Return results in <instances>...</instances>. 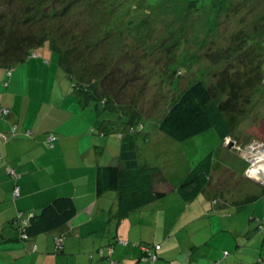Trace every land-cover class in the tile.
Masks as SVG:
<instances>
[{"label": "rangeland", "instance_id": "rangeland-1", "mask_svg": "<svg viewBox=\"0 0 264 264\" xmlns=\"http://www.w3.org/2000/svg\"><path fill=\"white\" fill-rule=\"evenodd\" d=\"M6 1L8 0H0V5H4L0 13H4L2 20L8 25L12 22L11 18L19 14L24 6L22 0H15L9 3V6ZM191 1L128 0L123 3L130 6V12L125 18H135L134 21H136L138 13H142L147 16L154 14L155 20H158L154 25L150 24L148 28V17L144 18L142 40L137 37L126 38L130 40L128 50L132 55L135 50L137 52L135 66H140L142 71H150L148 75L151 76L141 83L131 81L128 95L134 97L132 105H135L136 109H141L143 112L148 111L149 117H142L148 129V143L143 138L145 133L138 135L141 144L140 162L158 168L154 177L156 189L165 190L167 193L156 201L159 206L168 203V209L163 216L156 211V205H148L147 213H144L142 219L138 216L139 212L131 217L137 225L142 224L148 227L143 232L145 237H148L144 239L148 245L153 244L155 238H160L162 235L171 237L177 249L181 244L204 241L199 246L200 250H193L195 257L199 256L202 251H207L216 255L220 260L228 259L229 264H264V181L254 177H251V180L246 175L248 168L252 166L249 157L263 153L261 150L264 143V56L260 62L262 82L258 84L252 96L248 94L246 98L241 99L242 107L240 108L243 109L242 111L240 108L237 110L238 123L231 135L224 141H221L213 129L180 142L156 128L157 121L169 107L171 99L193 80L202 78L205 69L211 72V66L210 68L203 67L207 65L205 53L215 52V56L209 59V65H214L211 68L212 71L219 70V76H221V71H225L227 64L232 66L230 71L236 73L237 67L246 68L251 59H256L253 50L248 52L244 46L241 49L240 43L245 34L254 31L253 22L264 24V4L259 7L246 6L243 13L238 11L233 16L236 0H213L210 5L208 3L205 5L204 0H195L197 5H201L200 8L196 6L193 8L189 3ZM85 2L75 8L73 15L69 16L71 19L74 17L79 19L77 14L80 12V28H78L77 22L70 21L64 16L70 1H53V6H50L49 10L56 8L57 13H52L53 19L62 22L63 17L66 24L61 26L60 32L64 35L70 31L74 33V30L85 33L90 30L88 17H82L83 12L87 10H82ZM99 15L100 12L95 16L92 15L91 19L94 20ZM46 18L49 17L40 16L38 20ZM241 21L246 23L245 34L241 33L229 40L222 39L225 34L229 36L239 31L242 27L239 25ZM49 23L50 21L34 23V30L41 32L50 27L47 25ZM129 26L135 30L136 23ZM23 32L25 33V30ZM136 35L133 30L131 34L130 31L128 33V36ZM51 36L55 35L51 33ZM124 36L122 35L121 38ZM215 38L221 41H215L216 45L220 44L218 53H216L218 50H212ZM57 44L63 45V42L59 41ZM108 46L109 44L103 43L99 52L106 53L114 49ZM44 48L49 47L44 46L33 53L52 60L54 67L58 66L56 56ZM191 51L202 54L201 62L190 56ZM129 56L130 54L125 55L127 64L130 63L128 62ZM122 67L129 68L127 65H122ZM49 70L50 65H44L42 60L41 68H37L38 74H32L34 75L32 77H28V72L24 74L27 80L31 78L33 86L35 82L43 81L44 75ZM117 71L121 73L123 70L117 69ZM178 71L182 73L178 74ZM161 76L166 80L160 78ZM164 83L174 85L173 91L177 93H174L170 86ZM137 84L148 86L141 88ZM52 85L55 86V83ZM247 90L249 89H242V92L246 94ZM34 93L37 96L57 99L54 91L46 93L37 88ZM226 96L227 93L224 92L223 97ZM117 116L118 114L114 113L116 119ZM210 152L214 154L216 161V170L211 183L193 201L187 202L181 199L177 186L187 176L188 171ZM215 199L220 200L216 206L214 205ZM222 201H225L226 205H222ZM201 211L206 214L197 220H192L194 216L201 215ZM211 216L214 222L207 226L208 218ZM158 224L159 228L156 229ZM222 255L223 258H221Z\"/></svg>", "mask_w": 264, "mask_h": 264}, {"label": "trees", "instance_id": "trees-1", "mask_svg": "<svg viewBox=\"0 0 264 264\" xmlns=\"http://www.w3.org/2000/svg\"><path fill=\"white\" fill-rule=\"evenodd\" d=\"M14 1H6L7 6ZM22 1L24 7L22 10L20 9L19 14L11 18L12 22L8 25L2 20L4 13H0V67H6L10 75L12 72L10 69L13 70L16 66L25 63L37 49L48 46L49 48L44 49L53 53L57 58L56 63L58 66L54 67L52 65L53 70H56L57 73L59 72L57 69L65 72L73 80V84L75 82L73 89L77 90L78 95L86 98V101L92 102L97 114L95 118L102 119L108 132H116L119 138L124 139L119 163L99 165L96 172V195L104 197L108 191L115 194L117 198L113 200L111 205L114 217L118 224L120 222L127 224L125 221L128 216L132 219L131 215L137 214L141 208L152 201L164 197L167 193V191L156 189L153 186L158 168L148 165V163L142 164L140 162L141 144L139 143L138 135L145 133L143 138L148 143V129H146L147 125L142 121V117L149 116L148 111L145 110L143 112L141 109H136L135 105H132L134 104V97L128 95L131 81L141 83L143 80L151 78V76L148 75L150 71H142L140 66H135V55L137 52L135 50L134 55H132L130 50H128L130 40H126V38L137 37L142 40L144 18L148 17V28L150 24L154 25L158 20H155L154 14L147 16V14L143 15L142 13H138L136 21H134L135 18H125L130 12V6L123 3L128 0H69L70 4L64 16L70 21L77 22L78 28H80V12L77 14L79 19L75 17L71 19L69 16L73 15L75 8H78L86 1L82 10H87L83 12L82 17H88L90 30L86 31V33L79 30H74V33H71V31L68 32L67 30L68 34L64 35L60 30L61 26L65 25L66 22L63 21V17L62 22L53 19L52 13H57L55 11L56 8L49 10L55 0ZM211 2L213 0L203 1L205 5L206 3L210 5ZM189 3L192 4L193 8L195 6L201 7V5L196 4L195 0ZM263 4L264 0H236L233 16L238 11L243 13L247 7H259ZM2 6L4 5H0V9ZM99 12L100 15L92 20V15L95 16ZM40 16H48L49 18L38 20ZM46 21H50L47 24L50 25L49 28H45L41 32L34 30V23ZM134 22L136 23L135 30L129 26ZM253 23V32L245 34L246 23L241 21L239 25L242 27H240L239 31L233 32L229 36L226 34L222 36V39L229 40L241 33L245 34L240 43L242 45L241 49L244 46V49H248V52L253 50V54L256 55V61L251 59L246 68L237 67V72L232 73L230 71L232 66L227 64L224 68L225 71H221V76H219V70L212 71L211 68L214 65H209V59L215 56V52H207L204 54L207 65H202L208 68L211 66V72H207L205 69L202 78L193 80L180 93L173 91L174 85L170 86L168 83H164L168 84L177 95L171 99L169 107L157 121L156 128L159 131L180 142L212 129L215 130L221 141L231 135L239 120L236 113L241 106V99L246 98L248 94L252 96L258 84L262 82L260 62L264 56V24ZM24 30L25 33L23 32ZM132 30L133 33L137 34L136 36H128L129 31L131 34ZM37 32L40 33L37 34ZM51 33L55 36H51ZM122 35L125 36L121 38ZM217 39L215 38L212 47V50H218L216 53L220 52V44H215V41H219ZM59 41L63 42V45L57 44ZM103 43L109 44L108 48L114 49L106 53H100L99 50L102 48ZM130 45L132 46V43ZM126 54H130L129 64H127L125 59ZM201 55L192 51L190 54L192 58L199 60L203 58ZM42 59L50 60L43 57ZM122 65H127L129 68H124ZM117 69H122L123 71L119 73ZM177 73L181 74L182 71ZM163 75L166 76L165 73ZM144 76L146 77L143 78ZM44 78L53 81L56 79L50 73H46ZM160 78L165 79L162 76ZM137 85L141 88L148 86ZM61 89L63 87L56 84L54 92L61 93ZM242 89L249 90L245 94ZM224 92L227 93L225 98L223 97ZM3 109H8V112L6 110L4 112ZM242 109L240 108V111ZM10 112V108L0 107V114L8 115ZM114 113L118 114L117 119L114 117ZM92 131L94 130L92 129ZM125 137L128 138L125 139ZM55 138L53 140L48 139V141L53 143ZM215 168V157L210 152L188 171L187 176L177 186L182 199L185 201L193 200L202 191L206 190L214 177ZM9 172L13 176L16 175L13 171L9 170ZM247 178L249 177L247 176ZM14 195L15 197L20 195V186H17L14 190ZM214 203L216 206L220 203V200L215 199ZM221 203L226 205L225 201ZM77 212L78 207L71 196H58L42 208L40 215L31 210L21 220L18 219L20 223V238L22 240L30 238L32 231L35 229V222L39 217L45 222V230L50 231L64 225ZM113 233L115 234L116 231ZM62 234L54 237V252H60L64 247L65 237L61 236ZM115 242L127 243L126 240L121 238H117ZM141 247L144 253L142 256L143 260L151 262L158 259V251L161 249L160 243L153 242L150 245L143 243ZM32 249L34 252L37 251V244H34ZM114 250V243H111L98 248L97 252L102 258H107L111 263H115L116 260L111 258ZM94 253L89 252L88 254L93 257Z\"/></svg>", "mask_w": 264, "mask_h": 264}, {"label": "crops", "instance_id": "crops-1", "mask_svg": "<svg viewBox=\"0 0 264 264\" xmlns=\"http://www.w3.org/2000/svg\"><path fill=\"white\" fill-rule=\"evenodd\" d=\"M35 54L19 68L10 69V75L6 67H0V107L11 110L8 115L0 114V264H229L228 259L220 260L207 251L195 257L193 250H200L204 241L181 244L177 249L172 238L163 235L154 240L161 244L158 259H142L141 245L148 239L143 232L148 227L137 225L130 216L127 224H118L111 208L115 194L108 191L104 197L96 195L97 169L99 165L119 163L124 139L108 132L102 119L95 118L92 102L78 95L73 89L75 82L65 72L56 68L57 73L51 60ZM42 60L50 65L47 73L56 79L43 78L32 86L31 78L27 80L24 73L28 72V77L38 74ZM56 84L63 87L56 93V100L34 93L37 88L46 93L54 91ZM52 134H56L53 143L48 141ZM17 186L20 195L15 197ZM153 186L156 188L155 178ZM62 195L74 199L77 214L50 231L45 230V222L39 217L30 238L22 240L18 219L31 210L40 215L43 207ZM148 205H156L160 216L168 209V203L159 206L156 200ZM148 205L140 209L141 219ZM200 213L192 220L206 214ZM213 222L209 217L207 226ZM59 234L65 237L64 247L54 252V237ZM117 238L127 243L115 242ZM111 243L115 263L97 252ZM34 244L38 246L35 252ZM89 252H95L94 256Z\"/></svg>", "mask_w": 264, "mask_h": 264}, {"label": "bare ground", "instance_id": "bare-ground-1", "mask_svg": "<svg viewBox=\"0 0 264 264\" xmlns=\"http://www.w3.org/2000/svg\"><path fill=\"white\" fill-rule=\"evenodd\" d=\"M261 151L263 153H257L254 156V166L250 169L249 174L255 179L264 181V147Z\"/></svg>", "mask_w": 264, "mask_h": 264}, {"label": "water", "instance_id": "water-1", "mask_svg": "<svg viewBox=\"0 0 264 264\" xmlns=\"http://www.w3.org/2000/svg\"><path fill=\"white\" fill-rule=\"evenodd\" d=\"M262 146L264 147V143L262 144ZM257 154H255V155H252V156H250L249 158H250V161H251V164H252V166L251 167H249L248 168V170H247V176L251 179V177H252V175L251 174H249V172H250V169L254 166V156H256ZM261 184H263V182H261ZM260 184V185H261Z\"/></svg>", "mask_w": 264, "mask_h": 264}, {"label": "built area", "instance_id": "built-area-1", "mask_svg": "<svg viewBox=\"0 0 264 264\" xmlns=\"http://www.w3.org/2000/svg\"><path fill=\"white\" fill-rule=\"evenodd\" d=\"M5 110H6V112H8V109H3L4 112H5ZM51 138H54V135L53 134H52Z\"/></svg>", "mask_w": 264, "mask_h": 264}, {"label": "clouds", "instance_id": "clouds-1", "mask_svg": "<svg viewBox=\"0 0 264 264\" xmlns=\"http://www.w3.org/2000/svg\"><path fill=\"white\" fill-rule=\"evenodd\" d=\"M54 138H55V134H54ZM54 138H52V140H53Z\"/></svg>", "mask_w": 264, "mask_h": 264}]
</instances>
